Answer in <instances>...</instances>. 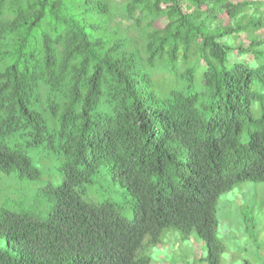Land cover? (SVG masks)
I'll return each mask as SVG.
<instances>
[{"label":"trees","instance_id":"obj_1","mask_svg":"<svg viewBox=\"0 0 264 264\" xmlns=\"http://www.w3.org/2000/svg\"><path fill=\"white\" fill-rule=\"evenodd\" d=\"M250 4L0 0V171L39 179L13 143L25 137L55 153L61 177L41 187L43 216L0 210V264H151L166 228L194 233L220 263L219 196L264 181V104L253 112L264 65L252 62L264 41L239 47L247 62L222 41L263 26L242 24ZM220 9L232 25L216 24ZM100 168L131 220L84 198Z\"/></svg>","mask_w":264,"mask_h":264},{"label":"rangeland","instance_id":"obj_2","mask_svg":"<svg viewBox=\"0 0 264 264\" xmlns=\"http://www.w3.org/2000/svg\"><path fill=\"white\" fill-rule=\"evenodd\" d=\"M111 1L120 7L125 0ZM229 1L234 4L251 2L242 13L244 14L242 24L246 25L250 18H259L262 21L263 26L255 31L247 29L241 34L225 36L222 39L234 46L230 62H247L250 60L248 59L250 54L241 53L239 47L244 49L249 46L251 40L257 38L264 41V0ZM184 8L186 9L185 6ZM215 13L217 25L224 27L232 25L223 9L216 10ZM165 22V18H160L156 25L163 26ZM258 48L264 49V44H260ZM252 62L264 65V53L260 55L259 60ZM256 91L258 94L253 102V112L255 116H259L261 106L264 104V83ZM26 141L25 137L13 139V143H17L19 149L31 157L32 164L39 169L41 175L37 180H27L0 171V210H26L36 218L43 216L49 205L48 199L39 193L41 187L48 183L56 185L60 183L61 177L56 168L55 153H48L47 151L52 150L41 146L27 145ZM82 189L86 200L100 202L109 199L119 205V213L123 217L132 219L131 200L124 197L122 188L104 175L101 168L93 180L84 184ZM216 215L217 235L225 245L219 264H264V181H242L221 194L217 202ZM146 253L151 259V264H208L205 260L207 248L204 241L194 233L188 238H182L177 228L164 229L160 243L148 248Z\"/></svg>","mask_w":264,"mask_h":264}]
</instances>
